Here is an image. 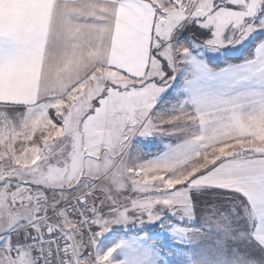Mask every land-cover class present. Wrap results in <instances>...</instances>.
Returning <instances> with one entry per match:
<instances>
[{"label": "snow or ice", "instance_id": "1", "mask_svg": "<svg viewBox=\"0 0 264 264\" xmlns=\"http://www.w3.org/2000/svg\"><path fill=\"white\" fill-rule=\"evenodd\" d=\"M0 264H264V0H0Z\"/></svg>", "mask_w": 264, "mask_h": 264}]
</instances>
